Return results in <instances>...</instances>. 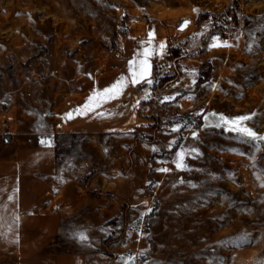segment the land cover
Segmentation results:
<instances>
[{
  "label": "rangeland",
  "instance_id": "rangeland-1",
  "mask_svg": "<svg viewBox=\"0 0 264 264\" xmlns=\"http://www.w3.org/2000/svg\"><path fill=\"white\" fill-rule=\"evenodd\" d=\"M149 32L155 81L130 122L60 136L75 241L87 264H264V140L216 126L250 115L264 136V0H0L1 133L51 130Z\"/></svg>",
  "mask_w": 264,
  "mask_h": 264
},
{
  "label": "crops",
  "instance_id": "crops-1",
  "mask_svg": "<svg viewBox=\"0 0 264 264\" xmlns=\"http://www.w3.org/2000/svg\"><path fill=\"white\" fill-rule=\"evenodd\" d=\"M147 41L148 36L130 39L123 46L116 67L100 77L89 91L64 104L51 130L12 129L8 135L0 129L1 264L88 263L89 246L75 241L77 220L70 205L69 177L61 162L60 136L71 134L98 140L130 122L155 81V40L150 44ZM145 47L152 52L147 57L150 74L146 80L132 84L131 72L126 69H130V61L144 59ZM121 77L127 86L117 98L84 115L76 113L94 90L102 91ZM69 112L73 114L71 119L66 117ZM4 136L10 140L4 141ZM60 194L61 199H57ZM109 213V207L102 212L106 216Z\"/></svg>",
  "mask_w": 264,
  "mask_h": 264
},
{
  "label": "snow or ice",
  "instance_id": "snow-or-ice-1",
  "mask_svg": "<svg viewBox=\"0 0 264 264\" xmlns=\"http://www.w3.org/2000/svg\"><path fill=\"white\" fill-rule=\"evenodd\" d=\"M194 11H196L194 9ZM189 23V21L185 20L181 26V30L184 26H186ZM154 39V33L149 32L148 41L146 43H151V41ZM215 40V38H214ZM212 47H229L230 45L227 44V42L216 43L214 42ZM160 49L162 50L164 48V44H160ZM152 54L151 50L147 47L143 49V57L144 59L137 61H130V72L132 76V84H137L142 80H146V78L150 74V66L148 64L147 57ZM138 65V68L135 67ZM148 83H151L150 80L147 81ZM127 86V81L125 78L121 77L119 80H117L114 84H112L110 87L103 89L102 91H93V93L87 98L86 103L79 109L76 110V113L79 115H84L88 111H92L95 108L99 107L101 103L107 102L108 100L117 98L123 91L124 87ZM168 99V98H166ZM254 115V113L252 114ZM66 117L68 119L73 118V114L71 112L66 114ZM251 119L250 115L246 116H238L235 118H226L224 116L219 117V123L216 125L217 127H220L221 125L226 126V130L235 132L239 134L241 137H247L252 140L260 139L264 140V136H258L255 131H253L251 128L245 126L244 122ZM178 128H173V131H178ZM195 135V133H194ZM41 143H47L46 141H41ZM177 161L176 166L178 168H183L185 165L183 164V153H177ZM159 171L166 172L168 169L161 168L158 169ZM79 238L81 240L86 239V236L84 233H79Z\"/></svg>",
  "mask_w": 264,
  "mask_h": 264
},
{
  "label": "water",
  "instance_id": "water-1",
  "mask_svg": "<svg viewBox=\"0 0 264 264\" xmlns=\"http://www.w3.org/2000/svg\"><path fill=\"white\" fill-rule=\"evenodd\" d=\"M184 21H182L181 24H179V26H178L179 29H181V26H182ZM183 28H185V26ZM3 139H4V141L8 142L10 140V137L9 136H4Z\"/></svg>",
  "mask_w": 264,
  "mask_h": 264
},
{
  "label": "trees",
  "instance_id": "trees-1",
  "mask_svg": "<svg viewBox=\"0 0 264 264\" xmlns=\"http://www.w3.org/2000/svg\"><path fill=\"white\" fill-rule=\"evenodd\" d=\"M221 17H223V14L221 15Z\"/></svg>",
  "mask_w": 264,
  "mask_h": 264
},
{
  "label": "built area",
  "instance_id": "built-area-1",
  "mask_svg": "<svg viewBox=\"0 0 264 264\" xmlns=\"http://www.w3.org/2000/svg\"><path fill=\"white\" fill-rule=\"evenodd\" d=\"M2 125H4V124H2Z\"/></svg>",
  "mask_w": 264,
  "mask_h": 264
}]
</instances>
